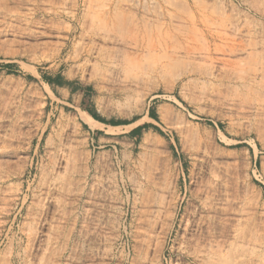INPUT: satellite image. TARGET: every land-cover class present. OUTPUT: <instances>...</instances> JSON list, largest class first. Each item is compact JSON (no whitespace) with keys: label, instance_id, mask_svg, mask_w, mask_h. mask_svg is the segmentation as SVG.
Returning a JSON list of instances; mask_svg holds the SVG:
<instances>
[{"label":"rangeland","instance_id":"rangeland-1","mask_svg":"<svg viewBox=\"0 0 264 264\" xmlns=\"http://www.w3.org/2000/svg\"><path fill=\"white\" fill-rule=\"evenodd\" d=\"M108 1L0 0V264H202L209 235L264 264V0ZM193 13L240 46L209 58Z\"/></svg>","mask_w":264,"mask_h":264},{"label":"bare ground","instance_id":"bare-ground-1","mask_svg":"<svg viewBox=\"0 0 264 264\" xmlns=\"http://www.w3.org/2000/svg\"><path fill=\"white\" fill-rule=\"evenodd\" d=\"M110 1L111 0H109L108 2ZM202 14L200 15L198 13H193V15L190 17L191 20L190 19L189 20L191 24L200 28L201 35L205 38V42L208 47L207 48L208 52L206 51L208 54L207 56L210 58L213 57V54H219V53L223 54L225 52L232 54L236 50L235 47L237 48V46H240V42H238L236 38H234L231 34L228 33V30L226 29L227 28L226 25L227 22L225 21L226 17L223 16L222 14L216 15L215 13L212 16L202 15ZM74 31L75 30H72L70 35H72V33L75 34ZM111 33H116L113 31V28L111 30L107 29L101 32L84 31L79 38L77 37L78 39L76 41L77 45L81 46V48H79V52L76 57L78 61H80L81 57L83 56V52L86 53L88 50L87 49L88 44H85L84 42L86 37H88L90 41L92 40L93 46H91L92 44L89 45L91 47L90 50H88V52H90L89 54H93V49H94L93 47L94 46L96 47V44L94 42V39L96 40V38L94 37L98 36L106 41L108 38H110L109 35ZM139 38H140V33L138 30L127 29L126 35L123 34L120 39H116V42L119 44L118 49L113 51H109L108 49L107 50L105 49L106 52L105 51L102 52L103 50L101 51L99 50L98 52L99 58L97 59L99 60L101 65L102 63H106L107 65H109L108 70L111 71L112 73L116 74L119 72L128 71L131 68H133L138 62V60L141 58L140 56L142 52L141 50L142 46L140 47L139 45L140 44ZM58 52L60 55L62 50ZM223 55L226 56L228 54H223ZM221 60L223 61L224 58L223 59L221 58ZM114 76H121V75H114ZM84 119L92 120L96 122L92 117H90L86 113L84 114ZM207 239H208L207 242L198 243L195 251L196 258H198L202 264H222L223 260H225V262L226 260H229V255L226 256L225 258L226 242L220 241L217 239V237H214L212 235H209V238ZM227 254H228V250H227Z\"/></svg>","mask_w":264,"mask_h":264},{"label":"trees","instance_id":"trees-1","mask_svg":"<svg viewBox=\"0 0 264 264\" xmlns=\"http://www.w3.org/2000/svg\"><path fill=\"white\" fill-rule=\"evenodd\" d=\"M94 119H96V120H99V121H102L97 115H95L94 113H91V112H89V111H87ZM110 124H112V125H120V124H125V125H127V124H129V123H119V122H110ZM141 127H138L136 130L138 131L139 129H140ZM133 131V133H137V131Z\"/></svg>","mask_w":264,"mask_h":264}]
</instances>
